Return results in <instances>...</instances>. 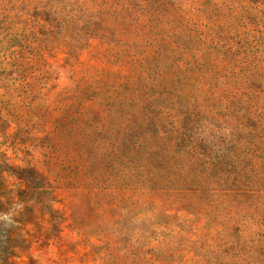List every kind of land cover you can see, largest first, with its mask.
I'll return each instance as SVG.
<instances>
[{
  "label": "rangeland",
  "instance_id": "obj_1",
  "mask_svg": "<svg viewBox=\"0 0 264 264\" xmlns=\"http://www.w3.org/2000/svg\"><path fill=\"white\" fill-rule=\"evenodd\" d=\"M0 264H264V0H0Z\"/></svg>",
  "mask_w": 264,
  "mask_h": 264
}]
</instances>
